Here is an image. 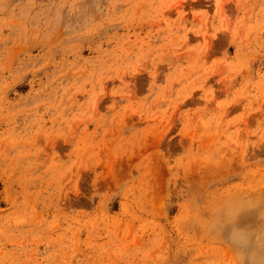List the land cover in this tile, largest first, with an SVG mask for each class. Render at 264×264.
<instances>
[{"label":"rangeland","instance_id":"obj_1","mask_svg":"<svg viewBox=\"0 0 264 264\" xmlns=\"http://www.w3.org/2000/svg\"><path fill=\"white\" fill-rule=\"evenodd\" d=\"M0 264H264V0H0Z\"/></svg>","mask_w":264,"mask_h":264}]
</instances>
